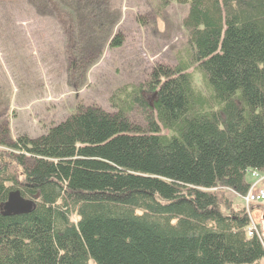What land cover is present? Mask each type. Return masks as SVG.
<instances>
[{
	"label": "trees",
	"instance_id": "1",
	"mask_svg": "<svg viewBox=\"0 0 264 264\" xmlns=\"http://www.w3.org/2000/svg\"><path fill=\"white\" fill-rule=\"evenodd\" d=\"M168 4L187 6L184 61L115 90L110 113L13 141L0 125V264H264L242 205L264 178V0Z\"/></svg>",
	"mask_w": 264,
	"mask_h": 264
},
{
	"label": "rangeland",
	"instance_id": "2",
	"mask_svg": "<svg viewBox=\"0 0 264 264\" xmlns=\"http://www.w3.org/2000/svg\"><path fill=\"white\" fill-rule=\"evenodd\" d=\"M81 3L0 0V125H6L12 141L46 133L78 107L110 113L108 99L115 90L139 85L154 67L172 68L188 55L182 26L187 6L100 0L98 15L85 20L94 7ZM117 35L122 45L111 48ZM259 186L264 189V181ZM263 212L264 205L249 210L257 228Z\"/></svg>",
	"mask_w": 264,
	"mask_h": 264
},
{
	"label": "built area",
	"instance_id": "3",
	"mask_svg": "<svg viewBox=\"0 0 264 264\" xmlns=\"http://www.w3.org/2000/svg\"><path fill=\"white\" fill-rule=\"evenodd\" d=\"M252 178L255 179V183L252 185L246 196L243 198L246 207L249 205H264V189L259 187L261 181L264 178H259L257 175L253 174ZM247 236L253 237L257 236L260 240L262 247L264 248V240L259 233L258 228L250 221V227L247 230Z\"/></svg>",
	"mask_w": 264,
	"mask_h": 264
},
{
	"label": "water",
	"instance_id": "4",
	"mask_svg": "<svg viewBox=\"0 0 264 264\" xmlns=\"http://www.w3.org/2000/svg\"><path fill=\"white\" fill-rule=\"evenodd\" d=\"M10 207L13 208L14 210H24L25 205L18 200L17 194L13 195L10 197ZM261 222H262V235L264 238V212L262 213L261 216Z\"/></svg>",
	"mask_w": 264,
	"mask_h": 264
}]
</instances>
